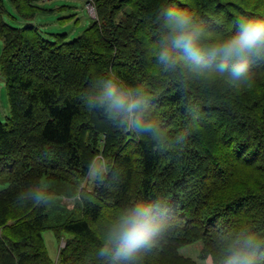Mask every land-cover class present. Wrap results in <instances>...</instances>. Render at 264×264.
Segmentation results:
<instances>
[{"label": "trees", "instance_id": "trees-1", "mask_svg": "<svg viewBox=\"0 0 264 264\" xmlns=\"http://www.w3.org/2000/svg\"><path fill=\"white\" fill-rule=\"evenodd\" d=\"M41 1L8 0L25 21L44 9ZM90 1L93 21L70 40L66 33L44 35L30 22L12 25L0 9V75L9 110L0 121V264H95L92 250L121 204L156 194L171 195L183 223L149 264H197L179 253L196 241L199 258L213 264L214 229L245 221L264 228V71L243 87H193L190 99L203 104L204 119L181 156L159 157L151 145L88 114L79 97L108 70L130 82L154 73L151 21L161 0ZM172 2L222 27L240 16L264 18V0ZM157 80L172 86L167 78ZM174 92L161 101L164 118L176 116L165 129L169 137L183 120ZM98 153L107 157L96 160L114 159L119 175L87 189L80 185ZM45 177L56 198L52 205L17 201L28 184ZM81 190L84 203L76 201ZM45 230L63 241L55 258L46 249Z\"/></svg>", "mask_w": 264, "mask_h": 264}, {"label": "clouds", "instance_id": "clouds-1", "mask_svg": "<svg viewBox=\"0 0 264 264\" xmlns=\"http://www.w3.org/2000/svg\"><path fill=\"white\" fill-rule=\"evenodd\" d=\"M151 26L154 38L150 37L149 59L154 73L130 82L108 70L92 78L79 99L88 114L151 145L157 156L179 157L204 119V106L190 99L191 89L201 85L243 87L264 71V18L240 16L222 27L219 20L203 18L190 5L180 7L172 0H161ZM157 77L167 78L172 86L161 87ZM173 88L179 97L175 112L183 120L169 137L165 129L176 116L165 119L166 107L161 101ZM98 155L107 157L104 153L92 156L87 171L94 183L103 186L119 170L114 159L96 160ZM49 181L45 177L28 184L17 194V201L37 207L52 205L56 198L45 187ZM81 193L76 201L84 203L87 194ZM182 223L170 194L131 198L104 225L92 250L95 264H149ZM211 240L213 264H264V228L247 221L236 223L214 229Z\"/></svg>", "mask_w": 264, "mask_h": 264}, {"label": "rangeland", "instance_id": "rangeland-1", "mask_svg": "<svg viewBox=\"0 0 264 264\" xmlns=\"http://www.w3.org/2000/svg\"><path fill=\"white\" fill-rule=\"evenodd\" d=\"M39 5L44 7V9H40L32 19L25 21L16 14L8 0H2L0 2V9H2L1 16L4 20L16 26L30 22L47 36H51L54 33H66L65 38L67 40L81 33L94 18L86 8L87 0H43L39 2ZM2 45V41L0 40V51ZM8 114L7 95L4 88V81L0 75V121L4 122ZM92 185L93 181L88 174L80 186H85V188L90 189ZM63 201L68 206L72 205V200L70 199H64ZM43 237L48 254L52 258H55L58 248L61 247L63 241H57L51 230H45ZM201 245L200 241H196L180 248L179 253L192 258L197 264H211L210 260H202L199 258Z\"/></svg>", "mask_w": 264, "mask_h": 264}, {"label": "built area", "instance_id": "built-area-1", "mask_svg": "<svg viewBox=\"0 0 264 264\" xmlns=\"http://www.w3.org/2000/svg\"><path fill=\"white\" fill-rule=\"evenodd\" d=\"M87 10L91 14L92 17H95V11H94V6L90 0H87V5H86Z\"/></svg>", "mask_w": 264, "mask_h": 264}, {"label": "water", "instance_id": "water-1", "mask_svg": "<svg viewBox=\"0 0 264 264\" xmlns=\"http://www.w3.org/2000/svg\"><path fill=\"white\" fill-rule=\"evenodd\" d=\"M63 245V243L61 244V246Z\"/></svg>", "mask_w": 264, "mask_h": 264}]
</instances>
